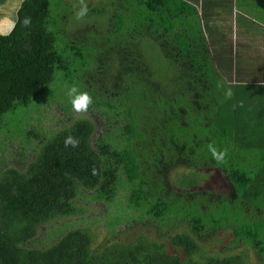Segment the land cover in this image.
<instances>
[{
  "label": "trees",
  "instance_id": "1",
  "mask_svg": "<svg viewBox=\"0 0 264 264\" xmlns=\"http://www.w3.org/2000/svg\"><path fill=\"white\" fill-rule=\"evenodd\" d=\"M48 1L22 0L0 36V264H251L239 247L264 264V87L252 72L230 81L236 59L253 69V52L237 45L233 57L212 14L186 0H120L109 27L77 32L55 13L65 1L53 14ZM263 11L260 0L248 15L264 24ZM71 86L90 97L86 111L72 109ZM15 111L63 118L53 133L23 128L18 144L1 125ZM11 142L24 171L1 168ZM81 197L110 208L96 248L89 228L62 222ZM114 213L123 219L108 226ZM132 222L158 235L116 240ZM220 231L232 236L218 248Z\"/></svg>",
  "mask_w": 264,
  "mask_h": 264
},
{
  "label": "rangeland",
  "instance_id": "2",
  "mask_svg": "<svg viewBox=\"0 0 264 264\" xmlns=\"http://www.w3.org/2000/svg\"><path fill=\"white\" fill-rule=\"evenodd\" d=\"M58 1L59 0H49L48 1L50 11H52V14H53V10H55L56 4H58ZM64 1L65 3L63 7L61 8L56 7L55 13L60 14L62 10L63 14H66V15L68 14L69 18L67 20H69V24L71 25V30L73 32L81 31L83 27L90 28L91 26H95L97 28L96 29L97 31H102L103 29H106L107 27L110 26L111 22L108 19H109V16L114 12V10L116 8H117L116 10H118L119 6L123 9V7L120 5V0H64ZM82 6L86 8V12L83 16H78L77 13L80 11ZM65 7H66V10H65ZM122 9H119V10L123 11ZM231 17L232 18H230V22H227V23H224L218 26L216 33L218 34L219 40L223 42L226 46L229 45V39H231L232 55L234 57L235 54L237 53L236 50H237V44L239 43V36L237 35V27L235 25L236 19L233 16ZM9 27H10V23L8 20L4 19L0 21V33H7L9 30ZM246 30L249 32L250 26H247ZM260 36L261 34H259L258 31H255L254 34L245 36V41L249 38L252 39V41L254 42L253 48H250L249 46L244 47L242 43H240L241 46H239V50H242V53H245L248 51L249 54L252 55V52H253V55L255 56L253 57L254 58L253 61H254V64L257 66L256 68L257 72L261 70V65L262 64L264 65V61H263L264 60V44L262 43ZM250 55L249 57L251 58ZM241 64H242L241 60L236 59L233 65V71H234L235 78L234 77L230 78V81H232L233 83L241 79L244 80V78L249 73V68H245L241 66ZM262 74H263V71L261 75ZM52 106L53 105L50 104L49 109ZM29 116L30 114L28 112L25 113L21 111H15L14 113L9 114V116L4 118L3 121L1 122V125L5 128V130L8 133V137H10L13 141H16L18 144H20L23 139V128H28L29 126L31 128V126L33 125L35 127L36 124L40 125V121L42 122V128L50 129L51 130L50 133L55 132L52 129V126L60 118H63L62 117L63 113H59L58 115L56 114L55 116H52V114H50V116L48 117L46 116L47 118L41 117L40 120H35V121L33 120L32 117L28 118ZM85 118H89L94 123L96 127V132L98 129H100L99 127L100 120L97 117V115L89 114V115H86ZM74 119H77V118L75 117L73 118V120ZM38 128L37 130L41 129V127H38ZM8 150L9 152H7L4 157L6 161L2 164L1 168L6 169L8 167H13L19 171H24L29 159H25L17 154L18 152L17 146L16 144H14V142H11V145L8 146ZM202 177H206L204 173L201 174V178ZM187 180H188L187 178L186 180H181L182 181L181 185L185 188L187 187V183H188ZM217 181L218 180H211V179L207 181L205 178H203L199 180L200 184L198 186L202 187L201 189L207 187L211 189L215 195H218L222 188L219 186V182ZM175 183L178 185L180 184L177 182ZM77 201L78 202L75 203V206L80 209V213L70 216L68 218L62 219V222L69 224L68 227H65V230L66 231L69 230V227H73L74 224L76 225L80 224V225L86 226L87 228H89L90 234L93 235L95 238L93 247L96 248L98 244H100L103 240H105L106 231L103 227L102 219L105 217V213L107 214L109 213L110 208H105L102 203H99V204L87 203L86 204L85 201L87 200L83 199V197L79 198ZM123 216H124L123 213L111 214L107 221L108 226L114 225L120 222L123 219ZM77 220L83 221V223H79L80 221L76 222ZM132 224L134 225V226L132 225L133 228L129 230L128 228L123 229V231L119 232L120 235L116 240H120L123 242L134 240L141 231H143L144 234L146 232L149 233L150 236L154 235L156 237L158 235L157 233H154L155 228L154 227L152 228L150 225H142L140 223L136 224L135 222H132ZM175 230L177 231V228H175ZM172 233L173 232H170V235H172ZM219 236H220V239H219L220 242L217 245L218 248L223 247L226 241H230V238L232 235L230 231H225V232L220 231ZM38 237H41L43 242L48 241V238L46 237L44 238L43 235L41 234H39ZM216 238H218V236ZM161 239H164V238H162L161 236ZM209 239L213 240V238H209ZM239 248L238 250H236V253L241 254L243 256H248L249 263L254 264V259L252 258L251 254L248 252H245L243 249H241V247Z\"/></svg>",
  "mask_w": 264,
  "mask_h": 264
},
{
  "label": "crops",
  "instance_id": "3",
  "mask_svg": "<svg viewBox=\"0 0 264 264\" xmlns=\"http://www.w3.org/2000/svg\"><path fill=\"white\" fill-rule=\"evenodd\" d=\"M21 1L22 0H0V21L6 19L9 21L10 25H12L9 16L14 14V12L18 9ZM186 1L190 2L191 5L197 8L198 14H212L211 22L209 21V27L215 30H217L218 26H220L221 24L230 22V18H232L231 16H233L236 19L235 25L237 27V35L239 36V43L237 44L238 46H241L240 45V43L242 42L241 37L245 36L246 34L249 35L254 34L255 31H258L259 34H261L260 39L264 44V24L255 20L254 17L248 15L253 13V10L256 6L258 8V4L260 3V0H186ZM1 8L3 10H1ZM6 9L9 15L5 11ZM247 26H250L249 32L246 30ZM229 43L232 44L231 39H229ZM247 53L249 52L247 51ZM253 65H254L253 69L252 70L249 69V72L250 73L252 72L253 79H255L259 85H262L264 87V76H263L264 65L263 64L261 65V70L258 72L256 70L257 66L254 63ZM262 71L263 74L261 75Z\"/></svg>",
  "mask_w": 264,
  "mask_h": 264
},
{
  "label": "clouds",
  "instance_id": "4",
  "mask_svg": "<svg viewBox=\"0 0 264 264\" xmlns=\"http://www.w3.org/2000/svg\"><path fill=\"white\" fill-rule=\"evenodd\" d=\"M86 12V8H84L83 6L81 7L80 11L77 13L78 16H83ZM24 25L28 24V20L25 19L23 21ZM11 26L14 25H10L9 27V31L11 30ZM8 33H0V36L2 35H7ZM66 95L70 98V104L72 109L79 113V112H84L88 109L89 104L91 103L90 101V97L84 93V92H78L77 88L74 86H71L67 89V93ZM78 141L76 139H74L72 136H67L64 139V146L67 148L68 146L71 147H76ZM209 151L211 153V156L214 160H216L217 162L222 161L223 157H224V152L220 151L219 153L216 151L215 148H212L211 146L209 147Z\"/></svg>",
  "mask_w": 264,
  "mask_h": 264
}]
</instances>
